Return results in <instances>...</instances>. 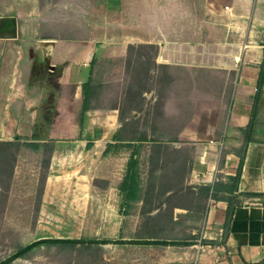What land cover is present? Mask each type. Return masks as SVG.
Returning <instances> with one entry per match:
<instances>
[{
    "label": "crops",
    "instance_id": "1",
    "mask_svg": "<svg viewBox=\"0 0 264 264\" xmlns=\"http://www.w3.org/2000/svg\"><path fill=\"white\" fill-rule=\"evenodd\" d=\"M0 10L19 21L17 38H0V192L42 185L39 215H54L49 194L84 180L80 214L98 223L85 232L100 236L64 244L114 245L120 264H264V88L247 130L264 0H1ZM76 155L83 174L65 166Z\"/></svg>",
    "mask_w": 264,
    "mask_h": 264
},
{
    "label": "rangeland",
    "instance_id": "2",
    "mask_svg": "<svg viewBox=\"0 0 264 264\" xmlns=\"http://www.w3.org/2000/svg\"><path fill=\"white\" fill-rule=\"evenodd\" d=\"M195 29V27H188L187 30L183 26H171L166 27V32L183 36L185 31H188L187 34L193 33L194 35ZM216 46L213 43H204L203 46L198 45L197 49L201 48L206 55H211L210 52L212 50L215 51L216 49L218 51L220 49L217 50ZM177 47L175 48L177 50L180 49V52L176 57V61H183V49L185 48H183V45ZM188 48L192 50L191 47L188 46ZM82 161L83 158L76 155L74 159H68V164L66 163L65 166L70 164L71 167L69 169H76L77 173H79L80 170L78 168L81 167L80 169H82L83 167ZM83 173L84 170L82 169L80 174ZM75 181H70L71 185L68 186V182L64 180L62 187L57 193L49 194L50 198L54 197L52 203H57V211L53 213L54 215L50 213L49 215H39L41 190L44 188L42 185L39 187L33 184L15 185L13 193L0 192V262L39 238H87L100 236L94 232H85L88 229L86 228L87 225H97L98 223L96 221L91 223L89 219L83 217V214H80L84 206L82 197L87 194V191L83 188V184L86 182L79 180V185L76 184L75 187L73 185ZM77 186L81 188L77 190ZM1 188L3 191L6 189L4 186H1ZM36 189L39 190L38 193ZM75 195L77 198L80 197L76 202L74 201ZM73 210L77 211V216L69 217V213ZM120 251L114 245L104 248L100 245L69 246L63 243H49L38 246L29 252L27 257L19 258L9 264H73L75 258L81 264H120L118 261V253ZM128 252L131 254V251Z\"/></svg>",
    "mask_w": 264,
    "mask_h": 264
},
{
    "label": "trees",
    "instance_id": "3",
    "mask_svg": "<svg viewBox=\"0 0 264 264\" xmlns=\"http://www.w3.org/2000/svg\"><path fill=\"white\" fill-rule=\"evenodd\" d=\"M263 88H264V59L262 61L261 67H260V73H259V78H258V82H257V93H256L255 98H254L251 120H250V123H249L248 128H247V130H249V131L253 129L254 124H255L258 104H259L260 98L262 96ZM244 157L245 156L242 155L236 179L240 178L243 163H244ZM68 242H69V240L64 239V238H42V239H38V240H35V241L29 243L28 245L20 248L19 250L14 252L10 257H8L6 260L0 262V264H9V263H11V262H13L19 258H25V257H27L29 252L33 251L35 248H37L38 246H41L43 244H49V243H51V244L63 243L64 244V243H68ZM72 242H73V240H72Z\"/></svg>",
    "mask_w": 264,
    "mask_h": 264
},
{
    "label": "water",
    "instance_id": "4",
    "mask_svg": "<svg viewBox=\"0 0 264 264\" xmlns=\"http://www.w3.org/2000/svg\"><path fill=\"white\" fill-rule=\"evenodd\" d=\"M19 21L15 16L0 17V38L3 37H18Z\"/></svg>",
    "mask_w": 264,
    "mask_h": 264
},
{
    "label": "built area",
    "instance_id": "5",
    "mask_svg": "<svg viewBox=\"0 0 264 264\" xmlns=\"http://www.w3.org/2000/svg\"><path fill=\"white\" fill-rule=\"evenodd\" d=\"M225 9L230 10L231 8H230V6L227 5V6H225ZM213 142H214L213 140H210V143H213ZM196 262H197V257L195 258V261L192 264H196ZM175 264H189V263L179 261V262H176Z\"/></svg>",
    "mask_w": 264,
    "mask_h": 264
}]
</instances>
